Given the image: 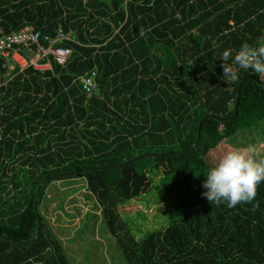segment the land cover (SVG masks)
I'll list each match as a JSON object with an SVG mask.
<instances>
[{
	"label": "trees",
	"instance_id": "trees-1",
	"mask_svg": "<svg viewBox=\"0 0 264 264\" xmlns=\"http://www.w3.org/2000/svg\"><path fill=\"white\" fill-rule=\"evenodd\" d=\"M25 27L50 37L61 27L71 56L7 79L0 57V264H69L40 211L51 182L40 235L25 243L37 187L66 174L58 180L84 182L125 264H264V183L235 208L202 196L210 151L264 121V87L246 80L236 117L204 121L196 146L176 153L205 116H233L241 78L227 81L218 57L264 44V0H0V37ZM93 70L86 98L76 81ZM148 154L161 156L108 169ZM93 168L103 169L83 172ZM152 190L165 225L136 239L119 208Z\"/></svg>",
	"mask_w": 264,
	"mask_h": 264
},
{
	"label": "rangeland",
	"instance_id": "rangeland-1",
	"mask_svg": "<svg viewBox=\"0 0 264 264\" xmlns=\"http://www.w3.org/2000/svg\"><path fill=\"white\" fill-rule=\"evenodd\" d=\"M255 145L257 158H264V121L237 133L210 151L213 165L225 152L245 151ZM247 154V153H246ZM162 176H150L154 185ZM40 211L61 242L69 264H125L120 247L108 234L100 209L78 179L54 180L45 192ZM136 239L165 225V215L154 190L119 208Z\"/></svg>",
	"mask_w": 264,
	"mask_h": 264
},
{
	"label": "clouds",
	"instance_id": "clouds-1",
	"mask_svg": "<svg viewBox=\"0 0 264 264\" xmlns=\"http://www.w3.org/2000/svg\"><path fill=\"white\" fill-rule=\"evenodd\" d=\"M218 60L223 77L232 83L241 78V70H251L264 77V44L251 46L244 43L235 53L231 48L225 49ZM255 153L256 147L251 144L245 151L225 152L205 174L202 196L209 203L226 204L228 208L253 202L257 187L264 183V158H257Z\"/></svg>",
	"mask_w": 264,
	"mask_h": 264
},
{
	"label": "built area",
	"instance_id": "built-area-1",
	"mask_svg": "<svg viewBox=\"0 0 264 264\" xmlns=\"http://www.w3.org/2000/svg\"><path fill=\"white\" fill-rule=\"evenodd\" d=\"M61 27L56 30L55 37L42 35L31 27H25L18 32L0 37V57L4 59L7 75L15 70L23 72L32 68L35 71L51 70L50 58L60 67H64L71 56L68 48L60 47L64 40H69ZM96 72L90 71L76 82L86 98L92 97L98 91Z\"/></svg>",
	"mask_w": 264,
	"mask_h": 264
},
{
	"label": "water",
	"instance_id": "water-1",
	"mask_svg": "<svg viewBox=\"0 0 264 264\" xmlns=\"http://www.w3.org/2000/svg\"><path fill=\"white\" fill-rule=\"evenodd\" d=\"M246 80H252L256 83H258L260 86L264 87V84L263 83H260V81L258 79H256L255 77L249 75V74H244L242 75L240 81H239V84H238V89H237V97H236V105H235V109H234V114L232 117L230 118H225V119H222V118H218V117H215V116H212V115H208V116H205L204 118H202L200 121H199V124H198V127H197V138H196V141L195 143L190 146L189 148L183 150V151H179V152H176V153H183L185 151H188L192 148H194L196 146V144L198 143V140L200 139V131H201V126L203 124L204 121L208 120V119H212V120H216L218 122H227V121H230L232 119H234L236 117V114H237V107H238V100H239V96H240V91H241V88H242V84L246 81ZM148 156H161V154H148V155H143V156H140V157H137V158H134L132 160H129L121 165H118V166H114V167H111V168H108V169H114V168H119V167H122L128 163H131V162H134L136 160H139V159H142V158H145V157H148ZM100 169H103V168H93V169H85L83 170V172H86V171H91V170H100ZM74 174V173H73ZM71 174H66V175H60V176H55V177H52V178H49V179H46L44 180L43 182H41L39 184V186L37 187V190H36V195H35V202H34V211L37 215V220H38V227H37V232L34 236V238L28 242H25V243H32L34 242L40 235V231H41V219H40V216L38 215V200H39V193H40V188L43 187L44 185L48 184L49 182H52L54 180H57L61 177H64V176H69Z\"/></svg>",
	"mask_w": 264,
	"mask_h": 264
},
{
	"label": "crops",
	"instance_id": "crops-1",
	"mask_svg": "<svg viewBox=\"0 0 264 264\" xmlns=\"http://www.w3.org/2000/svg\"><path fill=\"white\" fill-rule=\"evenodd\" d=\"M30 69V68H29ZM27 69H25L23 72H19V71H17L15 74H14V76L15 75H17V74H23L25 71H26ZM8 77H12V76H7V74H4L3 75V78H8ZM5 84H6V80L5 81H3ZM82 92V91H81ZM86 97V96H85ZM122 98V97H121ZM123 100V99H122ZM48 189V188H47ZM68 257V256H67ZM69 259V258H68Z\"/></svg>",
	"mask_w": 264,
	"mask_h": 264
}]
</instances>
